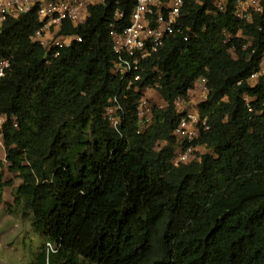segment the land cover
<instances>
[{"label": "trees", "instance_id": "trees-1", "mask_svg": "<svg viewBox=\"0 0 264 264\" xmlns=\"http://www.w3.org/2000/svg\"><path fill=\"white\" fill-rule=\"evenodd\" d=\"M216 1L187 2L180 24L197 37L170 39L145 64L140 84L159 83L173 104L207 80L200 112L210 130L197 145L208 153L178 168L173 108L156 109L154 126L138 136L141 96L128 92L121 132L105 119L127 88L112 73V27L130 25L135 0H106L91 8L86 25L68 24L64 34L82 43L58 59L31 41L40 28L36 13L0 31V60L12 63L0 83V115L8 118L5 162L21 181L14 207L31 215L44 239L28 264H264V115L248 114L241 101L257 95L263 107L264 81L259 90L245 83L259 67L263 39L235 18L237 0H228L224 14ZM117 11L125 13L119 22ZM241 29L254 43L244 52L245 43L234 42V60L224 31ZM7 187L13 182L2 172L0 208Z\"/></svg>", "mask_w": 264, "mask_h": 264}, {"label": "built area", "instance_id": "built-area-1", "mask_svg": "<svg viewBox=\"0 0 264 264\" xmlns=\"http://www.w3.org/2000/svg\"><path fill=\"white\" fill-rule=\"evenodd\" d=\"M188 1L200 3V0H135L130 25L122 32L112 27L111 37L116 55L112 73L125 83L127 88L124 94L116 96L110 102L105 111V119L110 127L116 132H121L125 125L124 103L129 100L128 92L140 94L138 103L140 126L137 135L143 136L156 122V109L167 111L173 108L180 117L173 134L177 140L173 160L176 168L201 160L200 149L203 147L197 145V142L203 133L210 130L208 119L203 118L200 112L201 104L207 102L210 95L207 80H198L187 97H180L173 104L160 96L159 83L147 85L143 90L140 84L148 73L145 64L158 55L170 39L181 36L188 41L190 37H197L189 28L180 24ZM105 3L106 0H0V31L10 20L36 13L40 28L32 36L31 41L52 52L53 59H58L63 50L74 43H82L81 37L64 34L66 26L69 24L78 28L86 25L91 18V8L101 7ZM228 5V0L215 2L217 12L222 14L227 12ZM234 16L247 27L255 26L262 36L263 52L259 67L245 82L250 89L259 90L264 81V0H237L234 5ZM124 17L125 13L117 11L115 21L119 22ZM224 37L226 45L243 41L244 52L253 47L254 39L246 35L243 29L236 34L225 30ZM229 52L234 60H238L234 45ZM11 68L12 63L9 59L0 60V83L8 76ZM153 73L160 75L158 70ZM150 93H156L161 98L159 106L152 105ZM241 101L248 114L264 115V104L262 109H258L257 95L246 93L241 96ZM7 121L5 115H0V148H4V128Z\"/></svg>", "mask_w": 264, "mask_h": 264}, {"label": "rangeland", "instance_id": "rangeland-1", "mask_svg": "<svg viewBox=\"0 0 264 264\" xmlns=\"http://www.w3.org/2000/svg\"><path fill=\"white\" fill-rule=\"evenodd\" d=\"M149 98L153 106L161 104V98L156 93H150ZM162 147L165 143L160 145ZM207 153L204 147L200 149V155ZM5 154L4 148H0V161L4 164L0 174L3 172L5 182H13V187L6 188L5 204L0 208V264H28L33 261L44 239L34 233L31 215L14 207V190L21 181L9 173Z\"/></svg>", "mask_w": 264, "mask_h": 264}]
</instances>
